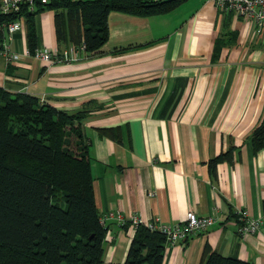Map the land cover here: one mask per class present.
Listing matches in <instances>:
<instances>
[{
    "label": "crops",
    "instance_id": "0c3cea01",
    "mask_svg": "<svg viewBox=\"0 0 264 264\" xmlns=\"http://www.w3.org/2000/svg\"><path fill=\"white\" fill-rule=\"evenodd\" d=\"M41 9L33 10L38 49L57 50L54 11ZM18 20L21 29L0 38L19 55L13 63L0 55V88L68 114L85 111L100 218L118 212L175 226L192 211L216 222L184 242L165 243L162 264H201L206 247L264 264V225L242 237L236 218L238 210L252 217L264 211V148L254 153L249 143L264 115V26L210 0L149 17L111 12L100 49L49 65L24 55L26 20ZM218 39L232 44L213 61ZM98 129H115L119 141ZM231 148L232 162L218 164L213 175L209 161ZM104 226L103 264H124L135 230Z\"/></svg>",
    "mask_w": 264,
    "mask_h": 264
},
{
    "label": "trees",
    "instance_id": "16d2710c",
    "mask_svg": "<svg viewBox=\"0 0 264 264\" xmlns=\"http://www.w3.org/2000/svg\"><path fill=\"white\" fill-rule=\"evenodd\" d=\"M187 0H50L58 52L84 46L90 54L108 40L107 17L119 12L149 17L173 11ZM35 13L0 14V25L23 17L27 50L38 49ZM2 33L0 32V38ZM223 39L216 40L212 60ZM85 111L68 114L36 97L0 88V264H103L107 229L95 206L87 146L81 127ZM119 141L115 129H98ZM252 151L264 148V115L249 136ZM234 148L209 161L215 175L231 163ZM124 227H129L126 224ZM165 237L136 228L124 264H162ZM201 264H250L204 249Z\"/></svg>",
    "mask_w": 264,
    "mask_h": 264
},
{
    "label": "built area",
    "instance_id": "2783aa9c",
    "mask_svg": "<svg viewBox=\"0 0 264 264\" xmlns=\"http://www.w3.org/2000/svg\"><path fill=\"white\" fill-rule=\"evenodd\" d=\"M220 11L233 12L235 15L252 21L257 26H264V0H210ZM50 0H0V14L8 15L18 12L23 6L29 11H33L37 4L45 5ZM21 29V20H15L9 23L0 25V32L3 31L11 36ZM0 55L7 63H13L19 59V55L14 53L11 44L6 41H1ZM85 48L81 45L78 48L69 47L63 52L49 49H36L31 54L27 49L24 51L25 56L45 62L49 65L71 63L78 60V53L84 51ZM151 195V194H149ZM153 195V194H152ZM238 229L240 236L254 235L259 232L264 225V211L257 217H252L246 210H238L236 214ZM106 221H113L120 227L126 224L129 228L136 230L137 227L143 226L151 233H159L165 237L166 243L175 244L184 242L191 235L205 231L209 226L213 225L216 220L213 217H199L194 212L188 211L185 214V219L182 224L175 226H167L158 218L145 221L137 216L124 218L118 212H109L100 218L101 224L104 226Z\"/></svg>",
    "mask_w": 264,
    "mask_h": 264
}]
</instances>
